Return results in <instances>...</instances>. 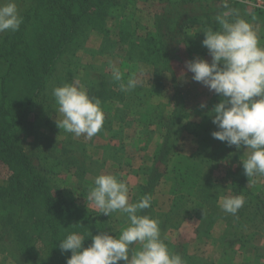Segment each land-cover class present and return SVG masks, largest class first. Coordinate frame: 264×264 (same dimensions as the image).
Instances as JSON below:
<instances>
[{"label":"rangeland","instance_id":"374dc122","mask_svg":"<svg viewBox=\"0 0 264 264\" xmlns=\"http://www.w3.org/2000/svg\"><path fill=\"white\" fill-rule=\"evenodd\" d=\"M60 1H63L65 7L73 5L75 12L83 9L81 7L89 0ZM252 1L228 0V3L240 5L244 13L254 17V19L253 17L243 19L253 25L260 46L264 47V37H262L264 12L253 8ZM6 2L7 0H0V3ZM15 3L23 17V23L16 32L0 33V83L3 82L2 87L9 93L8 98L5 99L8 107L29 111L27 119L35 123L38 140L45 149V154L47 150L52 151V148L59 153L62 152L66 138L79 146V151L71 155L85 159L86 173L80 178H77L74 172H65L50 163L45 164L50 181L62 190L64 195L77 199L90 213L92 226H95L93 230L77 229L70 234L77 233L83 236L85 248L91 244L89 232L92 236L100 231L119 236L121 229L126 226L127 217L119 212L104 216L87 200L88 192L94 186V178L101 174L116 176L129 187V203L137 202L142 192L141 187L149 178L148 173L155 158L156 147L164 132L162 125L171 118L173 121L176 120V116L185 109V116L181 117L178 132L174 135L173 152L177 156H173L167 163L168 169L152 195L155 219L160 222L161 239L169 250L175 247L184 250L189 257L187 264H264V210L262 206H256L264 203V175L248 178L243 172L242 165L239 166L240 175L245 178L249 193L243 195L245 204L233 216L225 213L221 208V197L237 195L230 189V181L224 175L223 169L202 167L201 164L196 163L200 159L196 157L190 160L193 165L186 173L174 174L179 156L189 158L200 149V142L192 131L202 120L203 114H207L221 97L209 91L201 83L193 81L192 75L182 67L183 70L176 72L180 96L177 111L174 112L173 103L171 104L170 101L173 90L169 74L157 72V75H153L150 62L144 60L147 57L144 49L149 45L157 48L155 42L158 38L153 28V15L158 11L156 6L144 4L142 0H128L123 7L110 5L109 8L104 9L106 17L103 20L96 16L100 13L98 9L93 8L91 11L95 14L90 12L80 16L78 23L72 26L74 33L65 43L75 48L73 57L75 67L65 71L67 83L75 82L77 76L80 86L84 87L81 84H86L90 79L95 82L91 96L100 98L101 91L114 83L112 66L120 69L125 82L133 74H136L141 81L130 92L121 91L122 94H118L115 90L116 94L111 102H104L106 105L104 109L102 108L104 123L101 131L91 139H86L83 135L76 137L57 127L56 122L62 119L58 106L50 123L45 122L46 115L41 112L39 103H36L39 106L37 109L28 106L30 99L33 101L38 95L37 91L31 92L32 79L26 70H23V64L28 59L22 56L23 43H29L33 39V43L36 44V37H38L37 41H40L39 38L44 39V47L50 43V49L44 51L46 60L55 62L63 57L62 51L66 44L54 48V44L60 43L51 30H57V27L62 25L58 14L53 11L51 0H15ZM66 20L72 23L67 16ZM218 27L215 21L211 28ZM18 32L22 33V38ZM15 40L20 43L17 51L12 49L14 43L12 41ZM117 47L123 48L120 52L125 51L124 57L120 52H115ZM195 58L211 61L205 47ZM7 61L14 62L13 67H10ZM8 67L9 72L6 71ZM19 67L22 69L21 77L18 76ZM140 69L144 70V76H139ZM86 72L89 78L83 76ZM117 84L119 85V82ZM2 87L0 85V89ZM2 98L0 94V103ZM201 104L206 107L201 108ZM59 155L54 153L51 156ZM248 155L250 150L241 147L242 162ZM17 175L22 177L26 186V176L19 164L9 156L0 158V182H9ZM199 185H202L201 192L206 188L210 197L209 201L201 205H197L194 201ZM4 192L9 191L5 189ZM181 196L189 199H183L180 209H176L178 216L175 213L171 214L172 204ZM17 213L21 215L17 202H6L0 206L2 218L15 217ZM4 220L2 219L1 226L5 224L7 227ZM12 225L17 227V233L28 227L26 218L22 216L14 219ZM24 232L29 233L25 242L32 243L28 244L26 254L19 251L18 239L10 236L8 240L0 243V264H66L71 257L70 251L56 256L51 255L47 248L49 235L46 232L29 228ZM133 246L136 250L140 248L138 243ZM33 249L37 251L34 256L30 254ZM122 263L123 261L119 262Z\"/></svg>","mask_w":264,"mask_h":264},{"label":"trees","instance_id":"16d2710c","mask_svg":"<svg viewBox=\"0 0 264 264\" xmlns=\"http://www.w3.org/2000/svg\"><path fill=\"white\" fill-rule=\"evenodd\" d=\"M127 1L89 0L87 4L81 7L83 9L74 12L73 5L65 7L63 1L51 0L53 11L58 14L59 22L62 25L57 27V30H51L60 43L54 44V48L66 44L62 51L63 57L57 62L46 60L44 53L50 49V43L44 47V39L39 38L40 41H37L38 37H36V44L33 43V39L29 43H23L24 52L22 54V56L28 58L25 64H23V70H26V73L32 79L31 86L33 88L31 92L37 91L36 94L38 95V98L33 101L30 99L28 106L37 109L39 106L36 103H39L41 112L46 115L45 122H51L52 115L57 107L52 96V89L67 83L65 71L68 68L75 67V62L73 61L75 48L65 43L74 33L72 26L78 23L80 16L89 14L90 12L95 14L94 11H91L93 8L98 9L100 13L96 14V16L100 20H103L106 17L103 12L104 9L106 10L110 5L123 7ZM142 2L156 6L158 9L153 15V28L158 38L155 42L157 48L149 45L148 48L144 49V53L147 54L144 60L145 62H150L149 65L152 68L153 75H157V72H167L169 74L173 90L170 101L171 104L173 103L175 112L178 108L180 96L176 72L180 69L183 70L182 67L185 70V62L193 60L196 55L202 52L204 48L202 46V40L204 39L203 32L212 27L215 22L214 17L225 11V9L222 7L221 0H142ZM228 4L230 8L237 11L240 17L243 16L241 18L253 17L244 13L243 7L240 5L230 2ZM66 16L72 23L66 20ZM19 34L20 36L22 35V33L18 32ZM41 35H45V33H41ZM262 37H264V34ZM12 42H14L12 49L17 51L20 43L17 40ZM121 49L123 48L117 47L115 52H120ZM109 53L112 54L110 51ZM120 53L124 57L125 51ZM7 62L10 67H13L14 62ZM19 69L18 76L21 77L20 71L22 69L21 67ZM6 71H10L9 67ZM87 73H84L83 76L89 78ZM187 73L193 75L188 71ZM70 78L71 76H69ZM75 79V81H79L77 76ZM113 82L112 85L105 87L106 89L101 91L99 99L101 101V108L103 109L106 105L104 102L110 103L111 99L114 98V94H116L114 93L115 90H117L118 94H122L117 82ZM0 85L2 87L3 82ZM81 85H84L83 88L91 96L92 87L95 85V82L88 79L86 84L82 83ZM0 94L3 97L0 103V158L9 156L11 160L18 163L20 169L25 173L24 176H26L27 180L26 186L20 175L12 178L9 182H0V206L6 202H17L21 211L20 216L26 218L27 228L34 229V231L46 232L49 235L48 251L51 255L56 256L63 253L58 246L67 235L77 229L93 230L95 226H92L90 213L80 205L77 199L75 200L64 195L62 190L58 189L50 181L45 164L50 163L65 172H74L75 176L80 178L86 173L85 159L81 156L75 157L71 155V153L79 151V146L75 142L69 141L68 138L64 141L62 152L59 153L58 150L52 148V151L47 150L45 154V149L41 147V142L38 140V130L35 123L27 119L29 111L8 107L5 99L8 98L9 93L8 91L5 92L3 87L0 89ZM210 112L211 110L207 114H203L202 120L196 124L194 131H192L200 142V149L189 158L179 156V161H177L174 167V174L186 173L193 165L190 160L199 157L200 159L196 163L201 164L202 167L207 166L210 168L211 166L213 169L224 170V175L230 181V189L235 194L247 195L249 190L246 186V180L240 175L239 170V166L241 167L242 165V160L240 159L241 148L237 149L235 146L229 147L225 142L216 140L211 136V133L218 129L211 122V117L208 115ZM185 113L186 110L182 109L180 115H174V117L176 116V120L173 121L171 118V120L169 119V121L162 125L164 132L156 147L155 158L148 173L149 178L146 184L141 187L142 192L139 199L145 194L152 197L156 186L161 183V178L164 177L163 174L168 169L167 163L173 156H177L173 152L174 135L178 132V126L182 121L181 117H184ZM141 118H144L143 114H141ZM53 152L60 155L51 156L54 154ZM81 153L82 150L80 149ZM201 188L202 185H199L198 194H195L194 197L197 205L204 204L210 200L207 194L208 190L204 188L201 192ZM3 189L9 192L5 193ZM185 198L189 199L188 197ZM185 198L181 196L176 199L170 209L171 214L175 213L177 215L176 209L181 206V202ZM256 206H262L264 210V203L257 204ZM138 214L148 215L155 219L153 203H151L150 208ZM20 216L17 213L15 217H0V243L13 236L18 239V245H20L19 251L22 254H26V248L29 247L28 244H32L25 242L27 234H29L24 232L27 228L21 229L18 231L19 235H16L18 234L17 227L12 225L14 219ZM2 219H5L4 222L7 223V227H5V224L1 226V223H3ZM132 250H136V247L133 245ZM33 251L34 249L30 254L34 256L37 251ZM170 251L179 253L186 262L189 259L186 252L177 247Z\"/></svg>","mask_w":264,"mask_h":264},{"label":"clouds","instance_id":"9594fccd","mask_svg":"<svg viewBox=\"0 0 264 264\" xmlns=\"http://www.w3.org/2000/svg\"><path fill=\"white\" fill-rule=\"evenodd\" d=\"M225 11L214 19L217 29L203 32L202 46L211 62L194 58L185 62L191 79L221 97L208 114L218 129L211 136L227 146L250 150L242 162L244 174L249 177L264 175V47H261L252 24L241 18L228 0H221ZM254 19V17H253ZM23 23L15 0L0 3V33L16 32ZM112 79L119 82L122 92H130L141 83L136 74L125 82L123 73L112 66ZM140 69L139 76H144ZM52 96L62 119L59 129L76 137L91 139L104 123L99 98L90 96L79 81L65 83L52 89ZM201 108L206 105L201 104ZM129 187L111 174L94 178L87 200L100 214L110 216L119 212L127 217L119 236L100 231L91 236V244L83 247L84 237L77 233L67 235L59 244L62 252H71L66 264H187L179 253L169 250L161 239L160 222L138 213L150 208L152 197L145 194L137 202L129 203ZM222 211L235 216L245 204L243 195L220 198ZM138 243L139 250H132Z\"/></svg>","mask_w":264,"mask_h":264},{"label":"built area","instance_id":"2783aa9c","mask_svg":"<svg viewBox=\"0 0 264 264\" xmlns=\"http://www.w3.org/2000/svg\"><path fill=\"white\" fill-rule=\"evenodd\" d=\"M251 5L260 12H264V0H253Z\"/></svg>","mask_w":264,"mask_h":264}]
</instances>
